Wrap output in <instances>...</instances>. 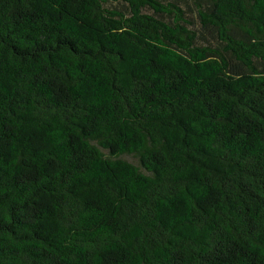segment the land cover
Here are the masks:
<instances>
[{
  "label": "trees",
  "instance_id": "1",
  "mask_svg": "<svg viewBox=\"0 0 264 264\" xmlns=\"http://www.w3.org/2000/svg\"><path fill=\"white\" fill-rule=\"evenodd\" d=\"M0 264H264V0H0Z\"/></svg>",
  "mask_w": 264,
  "mask_h": 264
},
{
  "label": "rangeland",
  "instance_id": "2",
  "mask_svg": "<svg viewBox=\"0 0 264 264\" xmlns=\"http://www.w3.org/2000/svg\"><path fill=\"white\" fill-rule=\"evenodd\" d=\"M187 2H189V0H187ZM190 9H191V7H190ZM189 14L196 20V22H199V19H198L197 15H196V12L194 11V9L192 11H190ZM125 158H127L130 161H133V162L137 163V159L134 158V157H131V156L127 155V156H125Z\"/></svg>",
  "mask_w": 264,
  "mask_h": 264
}]
</instances>
